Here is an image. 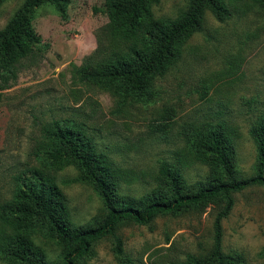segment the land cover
Masks as SVG:
<instances>
[{
  "label": "rangeland",
  "instance_id": "obj_1",
  "mask_svg": "<svg viewBox=\"0 0 264 264\" xmlns=\"http://www.w3.org/2000/svg\"><path fill=\"white\" fill-rule=\"evenodd\" d=\"M187 1L159 0L152 11L156 17H176ZM22 2L0 4V29ZM103 2L70 0L67 19L48 3L34 10L40 42L17 64L18 77L7 85L0 82V204L12 198L18 174L42 165L37 152L43 127L54 120L83 127L121 170L122 193L139 196L156 187L163 163L181 169L190 184L206 179L209 168L192 159L186 142L205 123L225 121L235 129L236 167L243 176L254 174L251 128L264 116V5L226 0L232 16L223 22L206 11L204 29L184 42L181 56L155 80L147 98L119 100L79 79L73 68L96 48V33L109 21ZM77 175L72 165L56 171L72 220L85 224L102 214L103 206ZM233 196L223 220L222 250L237 255L238 264H264V187ZM218 210L210 203L159 215L149 225L123 222L117 234L126 263L173 264L188 254L206 256ZM36 240L48 258L58 259L57 245ZM114 246L112 237H103L94 244L93 256L80 264H120Z\"/></svg>",
  "mask_w": 264,
  "mask_h": 264
},
{
  "label": "trees",
  "instance_id": "obj_2",
  "mask_svg": "<svg viewBox=\"0 0 264 264\" xmlns=\"http://www.w3.org/2000/svg\"><path fill=\"white\" fill-rule=\"evenodd\" d=\"M4 0H0V4ZM159 0H104L107 24L96 33V48L84 57L75 73L119 100H145L158 77H164L182 53V45L204 29L206 11L221 22L232 14L226 0H188L176 17H156L152 6ZM264 5V0H253ZM70 0H23L0 29V82L18 77L17 64L32 54L40 37L32 23L34 10L50 4L67 19ZM95 10H98L95 8ZM79 124L54 120L43 127L42 165L16 176L13 196L0 204V261L5 264H80L94 254V244L103 237L114 239V253L127 264L117 229L125 221L151 224L192 207L218 205L214 239L203 257L188 254L173 264H238L239 258L222 250L223 220L234 205V196L252 186L264 187V116L252 126L256 147L255 173L240 174L236 167L237 132L225 121L205 123L186 136L193 160L206 165V179L190 184L181 169L160 164L157 186L135 196L119 190V168L99 151L93 138ZM72 165L77 180L89 184L99 196L103 213L91 222L72 220L66 197L58 186L56 171ZM42 237L60 248L50 259L37 242Z\"/></svg>",
  "mask_w": 264,
  "mask_h": 264
}]
</instances>
